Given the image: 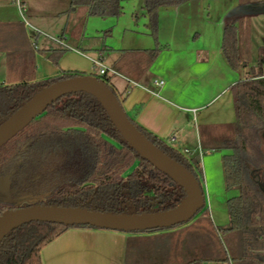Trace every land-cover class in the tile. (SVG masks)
Returning a JSON list of instances; mask_svg holds the SVG:
<instances>
[{"label": "crops", "instance_id": "1", "mask_svg": "<svg viewBox=\"0 0 264 264\" xmlns=\"http://www.w3.org/2000/svg\"><path fill=\"white\" fill-rule=\"evenodd\" d=\"M22 1L27 8L25 17L47 35L29 33L31 28L24 23L15 0H0V84L42 80L60 71L90 75L97 71L93 59L100 58L113 68L123 50L152 49L158 43L160 53L146 70H141V61L134 60L132 76L117 71L110 74L111 84L137 123L185 156L200 159L205 203L208 201L206 211L198 217L168 229L69 228L42 249V263L183 264L201 259L203 264H237L234 257L241 250L237 231L226 234L234 254L221 256L216 247L212 249L217 253L214 257L197 255L202 250L209 252L206 234L229 223L227 200L240 194L239 189H227L225 182L223 156L232 150L219 147L233 135L230 125L236 121L231 86L247 77L258 61L245 56L248 66L233 70L221 48L224 19L227 22L229 11L241 0H187L161 7L157 39L146 0H122L119 16L90 15L87 11L91 18L97 16L100 24L114 27L104 35L87 31L90 19L75 32L77 11L70 0ZM221 7L223 14L213 11ZM226 257L228 260H223Z\"/></svg>", "mask_w": 264, "mask_h": 264}, {"label": "trees", "instance_id": "2", "mask_svg": "<svg viewBox=\"0 0 264 264\" xmlns=\"http://www.w3.org/2000/svg\"><path fill=\"white\" fill-rule=\"evenodd\" d=\"M70 1L71 8L85 5L90 15L119 16L122 11V0ZM185 1L146 0V12L156 39L159 9ZM262 12L264 0H241L227 16L221 48L233 70L248 66L241 39L252 14ZM159 53L158 43L152 49L123 50L113 68L132 76L134 60L141 61L144 71ZM54 62L57 63V58ZM81 75L86 74L60 71L42 80L0 84V125L44 87ZM104 77L100 79L115 92L110 76ZM231 91L236 121L230 125L233 135L219 148L232 150L223 156L225 182L227 189H239L240 194L227 200L229 223L218 226L217 232L240 233L241 250L234 257L237 264H264V177L259 175L264 170V54L247 77L231 86ZM118 98L123 104V99ZM128 116L150 141L194 174L202 187L199 158L185 156ZM3 177L9 178L13 198L27 196L36 200L16 205L0 199V216L30 205L143 214L172 209L186 197L180 185L129 145L102 103L87 92L61 97L0 148V178ZM200 211H206V203ZM72 227L97 228L53 222L24 224L9 232L0 243V264H43L42 249ZM162 229L168 228L145 231ZM183 264H203V260L193 259Z\"/></svg>", "mask_w": 264, "mask_h": 264}, {"label": "water", "instance_id": "3", "mask_svg": "<svg viewBox=\"0 0 264 264\" xmlns=\"http://www.w3.org/2000/svg\"><path fill=\"white\" fill-rule=\"evenodd\" d=\"M77 92L94 95L102 103L112 122L129 145L180 185L184 189L186 197L172 209L143 214H116L56 205L24 206L6 211L0 216V243L9 232L30 222H53L65 225H90L101 229L145 231L169 228L192 219L205 205L203 188L195 175L139 131L115 92L96 76H74L41 89L0 125V148L51 104L63 96Z\"/></svg>", "mask_w": 264, "mask_h": 264}, {"label": "rangeland", "instance_id": "4", "mask_svg": "<svg viewBox=\"0 0 264 264\" xmlns=\"http://www.w3.org/2000/svg\"><path fill=\"white\" fill-rule=\"evenodd\" d=\"M229 3V1L227 2ZM230 4V3H229ZM76 8V27H75V32H77V30H79V26L85 24V26L87 25V21L90 22L87 25L88 26V30L89 33L91 32V34L95 35L98 32H101L103 35L104 33H106L107 29H111L113 30L114 27H106V25L104 26L102 23L100 24V20H97V16H92V18L89 16V14L87 13V7L85 5L79 4L75 6ZM224 7H221V9L219 8H215L213 9V11L223 14V10ZM235 8H233L231 11H229L228 15L234 10ZM27 15V14H26ZM216 15V13H215ZM217 16V15H216ZM226 25L225 19H224V23ZM32 30L28 29V32L30 33ZM116 33L119 32L118 30H115ZM57 38L56 36H52ZM241 46H242V50H243V54L245 56L248 57V59L252 60L255 59L257 60V58H259L261 55L264 54V12L259 13V14H252L248 24L246 25L245 28V32L242 36L241 39ZM30 49V48H29ZM32 50V49H30ZM32 54V53H30ZM246 57V58H247ZM95 70H97L95 73H93L95 76L99 77V78H105L104 75H101L99 73V67L95 66L93 67ZM33 76V75H32ZM108 76H110V74H108ZM30 77V76H29ZM43 79V78H42ZM40 80V79H38ZM111 84V83H110ZM263 147H264V137H263ZM259 175L263 178L264 177V170L259 172ZM0 199L1 200H5V201H10L15 203L16 205H26L28 203H31L33 201H35V198L32 197H27V196H21L19 198H13L10 190H9V178L8 177H3L0 178ZM218 203L220 202L219 200L217 201ZM208 205V201L206 204V208ZM203 211H199L194 217H198ZM206 246L210 247L209 252L202 250L201 253H199L200 257H214L216 256V252L213 251L212 249H216V247H218L217 252H219V254L221 256H226V254L230 255V254H234V250H232V246H231V239L228 238L226 236V234H222V233H218L215 229L211 228L209 230V233L206 234ZM237 238H239V236H237ZM240 239V238H239ZM239 242V241H238ZM205 246V245H204ZM205 246V249H206ZM238 247H241V242L238 243ZM231 248V249H230ZM227 250V251H226ZM231 250V251H230ZM202 254V255H201Z\"/></svg>", "mask_w": 264, "mask_h": 264}, {"label": "built area", "instance_id": "5", "mask_svg": "<svg viewBox=\"0 0 264 264\" xmlns=\"http://www.w3.org/2000/svg\"><path fill=\"white\" fill-rule=\"evenodd\" d=\"M16 4L19 6L20 8V13H21V16L23 18V21L24 23L31 28L32 30V33L34 35L36 34H43V35H47L45 32H43L41 29H39L38 27L34 26L33 24H31L28 19L25 17V12L27 11V8H26V5L23 3L22 0H15ZM54 41L58 42L59 44H62V45H65L64 41H62L61 39L59 38H55V37H51ZM93 63L95 66L99 67V73L101 75H108V74H118V72L114 69V68H111V67H108L106 66L102 59L98 58V59H93ZM163 83V82H161Z\"/></svg>", "mask_w": 264, "mask_h": 264}]
</instances>
